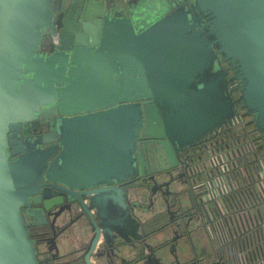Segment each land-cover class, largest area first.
I'll list each match as a JSON object with an SVG mask.
<instances>
[{"label": "water", "instance_id": "95a60500", "mask_svg": "<svg viewBox=\"0 0 264 264\" xmlns=\"http://www.w3.org/2000/svg\"><path fill=\"white\" fill-rule=\"evenodd\" d=\"M65 2L0 0V264H37L22 207L43 180L104 186L89 196L83 261L115 257L129 224L109 214L124 203L117 184L142 172L140 140H158L174 162V150L239 119L228 81L264 133V0H122L106 13ZM39 116L54 133L22 140Z\"/></svg>", "mask_w": 264, "mask_h": 264}, {"label": "flooded vegetation", "instance_id": "af4514ba", "mask_svg": "<svg viewBox=\"0 0 264 264\" xmlns=\"http://www.w3.org/2000/svg\"><path fill=\"white\" fill-rule=\"evenodd\" d=\"M93 1L102 2L104 13L109 10L110 1L118 6L122 3V0ZM68 4L66 0L65 6ZM63 18L62 12H58L55 20L58 33ZM80 19L84 21L81 14ZM51 40L57 43L58 35H52ZM222 67L226 68V64ZM227 89L240 117L220 133L229 129L242 133L244 116L248 114L237 100L236 82L228 81ZM50 120L39 116L30 122L27 133L22 131V140H42L45 135H52ZM140 143L142 172L117 184L124 203L109 214L111 219L127 214L129 225L125 239L114 238L111 253L115 257L95 260L92 256L88 264H245L240 251L253 262L256 254L249 250L247 235L235 241H218L214 235L215 221L225 217L200 196L199 161L205 148L217 141L207 137L195 145L174 150V162L167 160L158 140L146 136ZM45 146L42 141L36 144L38 148ZM101 187L104 186L76 189L43 180L39 191L28 198L30 205L22 207V216L33 240L37 264H84L83 258L95 236L90 221V215L96 220L95 210L89 207V196L99 193ZM28 209L34 210V214ZM231 215L229 210L227 217Z\"/></svg>", "mask_w": 264, "mask_h": 264}, {"label": "built area", "instance_id": "2783aa9c", "mask_svg": "<svg viewBox=\"0 0 264 264\" xmlns=\"http://www.w3.org/2000/svg\"><path fill=\"white\" fill-rule=\"evenodd\" d=\"M226 126L208 136L217 143L208 145L199 161L200 196L225 217L215 221L218 241H235L247 235L249 250L256 257L251 262L240 251L245 264H264V148L257 155L254 144L255 138L264 135L245 128L242 133L230 129L220 133Z\"/></svg>", "mask_w": 264, "mask_h": 264}, {"label": "trees", "instance_id": "16d2710c", "mask_svg": "<svg viewBox=\"0 0 264 264\" xmlns=\"http://www.w3.org/2000/svg\"><path fill=\"white\" fill-rule=\"evenodd\" d=\"M244 121H246L245 124H244V128L246 127V128H248L250 130L254 129V125L252 123L250 115H245L244 116ZM254 144L256 145L255 153L258 155L260 150L262 148H264V138H255L254 139Z\"/></svg>", "mask_w": 264, "mask_h": 264}]
</instances>
